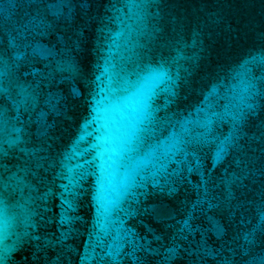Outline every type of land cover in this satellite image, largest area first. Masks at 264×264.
<instances>
[{"label": "water", "instance_id": "95a60500", "mask_svg": "<svg viewBox=\"0 0 264 264\" xmlns=\"http://www.w3.org/2000/svg\"><path fill=\"white\" fill-rule=\"evenodd\" d=\"M2 264H264V0H0Z\"/></svg>", "mask_w": 264, "mask_h": 264}, {"label": "snow or ice", "instance_id": "6c2138e0", "mask_svg": "<svg viewBox=\"0 0 264 264\" xmlns=\"http://www.w3.org/2000/svg\"><path fill=\"white\" fill-rule=\"evenodd\" d=\"M0 264H2V261H0Z\"/></svg>", "mask_w": 264, "mask_h": 264}]
</instances>
